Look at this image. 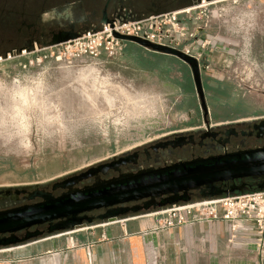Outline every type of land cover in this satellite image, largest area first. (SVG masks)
<instances>
[{
  "label": "rangeland",
  "instance_id": "1",
  "mask_svg": "<svg viewBox=\"0 0 264 264\" xmlns=\"http://www.w3.org/2000/svg\"><path fill=\"white\" fill-rule=\"evenodd\" d=\"M11 1L8 6L15 5L28 17L43 8L44 26L65 27L85 20L91 11L99 13L105 0H50L38 6L29 0ZM129 1L148 9L142 18L149 19L214 0ZM154 5L161 9L149 11ZM261 13L264 0H227L178 16V28L184 25L186 34L198 29L193 38H186V48L199 59L211 125L237 119L242 127L264 119V60L254 56L255 51L264 52V34L256 31V15ZM14 19L0 16L3 49L7 46L0 53V187L50 185L158 141L195 132L202 124L190 70L177 58L131 42L122 43L121 52L109 54L102 45L96 55L90 54L99 38L107 42L108 26L85 31L73 43L28 51L19 37L18 46L11 47L16 42ZM152 29L175 35L170 24ZM209 37L223 50L209 53ZM260 144L251 140L248 146ZM160 154L158 163L189 159L181 151ZM196 201L201 200L194 197L191 202Z\"/></svg>",
  "mask_w": 264,
  "mask_h": 264
},
{
  "label": "water",
  "instance_id": "2",
  "mask_svg": "<svg viewBox=\"0 0 264 264\" xmlns=\"http://www.w3.org/2000/svg\"><path fill=\"white\" fill-rule=\"evenodd\" d=\"M109 2L105 1L98 26L112 27V20L106 13ZM75 25L58 26L56 31L50 32L49 42L30 44L26 49L31 51L40 46H55L79 38L82 32L96 31L89 27H80L75 31ZM113 36L150 51L173 56L187 65L203 113V123L208 126L200 67L193 57L135 37L117 33ZM247 128L249 132L243 133V136L262 138L264 119L248 124ZM184 139V135H178L174 140L158 141L150 148L156 152L168 146L181 147ZM135 158L136 153L125 154L50 185L0 187V251L76 228L93 226L96 222L111 223L192 203L194 197L205 201L264 191V146L196 157L156 168L138 170L131 167L132 172H121L122 167L136 165ZM110 172L116 175L109 177ZM253 180L261 182L253 186L250 183ZM84 182L87 184L80 186ZM57 190L61 192L56 195Z\"/></svg>",
  "mask_w": 264,
  "mask_h": 264
},
{
  "label": "crops",
  "instance_id": "3",
  "mask_svg": "<svg viewBox=\"0 0 264 264\" xmlns=\"http://www.w3.org/2000/svg\"><path fill=\"white\" fill-rule=\"evenodd\" d=\"M260 23H264L263 13L256 15V31L263 35ZM242 39L241 36V42ZM255 52L256 60H264V52L261 55ZM159 212L150 211L111 223L96 222L93 226L2 250L0 264H88L85 245H91V264H254L258 260L253 245L231 250L225 247V222L154 231L162 223ZM152 250L157 253L155 260Z\"/></svg>",
  "mask_w": 264,
  "mask_h": 264
},
{
  "label": "built area",
  "instance_id": "4",
  "mask_svg": "<svg viewBox=\"0 0 264 264\" xmlns=\"http://www.w3.org/2000/svg\"><path fill=\"white\" fill-rule=\"evenodd\" d=\"M203 3L204 2H202V4ZM201 5L157 17L150 16L149 19L141 18L120 21L114 18L112 20V27L105 25L109 27V33L106 36L107 42L102 43L100 42L102 38H99L97 42L94 43L93 47H91L90 54L96 55L98 48L102 45H104L103 48L105 50H108L109 54H112L113 50H115V52H121L123 49L121 46L122 43L127 41L115 38L113 33H117L118 35L135 37L152 44L179 50L182 53L193 57L199 64L198 57L186 48V38H193L198 29H196L194 33L186 34L185 30L187 31V29L184 25L178 28V25L182 24L178 20V16L181 14L187 15L191 11L204 7ZM161 23L166 25L170 24L174 29L175 35L168 37L161 35L159 32L152 29L153 25H161ZM80 39L82 38H77L66 43H73ZM214 39H209V50L211 49L212 52L215 50H223L219 45H216ZM159 213L162 218V223L154 228V231L170 230L176 227L186 228L194 225L200 226L204 223L225 222V247L228 250H231L233 248H242L247 245H253L255 252L258 255V260L254 264H264V191L246 192L244 194H235L211 200L171 206L161 210ZM249 233L250 235L245 237ZM84 249L86 260L88 264H91L93 261L91 245H85ZM151 253L155 260L157 253L155 250H152Z\"/></svg>",
  "mask_w": 264,
  "mask_h": 264
},
{
  "label": "flooded vegetation",
  "instance_id": "5",
  "mask_svg": "<svg viewBox=\"0 0 264 264\" xmlns=\"http://www.w3.org/2000/svg\"><path fill=\"white\" fill-rule=\"evenodd\" d=\"M105 1L102 7L99 9V13L94 10L90 13L85 14V20H82L80 23L76 24L74 30L76 31L80 27H89L95 28L96 31H98L100 26H98L97 23L102 15ZM160 9L161 7L154 5L153 8L149 9V11L155 12ZM42 11L43 10L30 17L25 15L17 17L13 24L14 32L12 34L16 42L11 47L18 46L19 37H23V47H27L28 45L35 43H39V45H41L43 42L47 43L50 41V32L56 31L57 27L44 26L41 23L40 18ZM147 11L148 9L146 10L145 7H142L140 5L134 6V4H132L129 0H110L106 13L108 19L110 20L116 18L120 21H128L141 19L143 15L147 13ZM80 34L82 35L84 33L82 32ZM4 49L6 50L7 46H5ZM4 49L0 34V53H2ZM205 119L206 121H208L207 115ZM203 121L204 117H202V124L199 125L198 129H196L195 132L183 134L185 136V139L181 147L171 148L170 146H168L164 150L158 149V151L155 152L150 148L152 145H154L152 144L145 148L134 150L130 154L136 153L135 159L137 161V164L122 167L121 172H132L133 170L131 167H137L138 170H141L171 164L164 161L162 163H158L161 160L160 151H168V153L181 151L183 154L189 155V159H192L196 157L219 155L223 153H230L234 151L253 149L264 146V136L260 139L243 136V133L249 132V129L247 128L248 124L240 127L238 125L240 121H238L237 119L228 123H218L212 125L209 124L208 121L209 127L204 125ZM190 136H192L191 139L189 138ZM175 138L176 136H172L171 138L162 140L161 142L174 140ZM251 140L254 143L261 142V144L252 147L248 146L249 141ZM189 159H178L177 161ZM112 173L113 172L109 174V177H113L116 175L115 173ZM258 182H261V180L250 181L253 186H255V184Z\"/></svg>",
  "mask_w": 264,
  "mask_h": 264
},
{
  "label": "trees",
  "instance_id": "6",
  "mask_svg": "<svg viewBox=\"0 0 264 264\" xmlns=\"http://www.w3.org/2000/svg\"><path fill=\"white\" fill-rule=\"evenodd\" d=\"M31 2V5L34 6V5H41V4H45V3H48V1L50 0H29ZM80 2H88V3H95L97 2L98 0H79ZM5 2V3H4ZM8 3H12L11 0H4L3 1V4L1 3L0 1V16H8V17H11V18H15L14 20L17 19V17L21 16V15H25L24 12L20 11L17 9V7L15 5V9L11 6H8L7 4ZM43 8L37 10L36 12H40ZM44 10V9H43ZM26 16V15H25Z\"/></svg>",
  "mask_w": 264,
  "mask_h": 264
},
{
  "label": "bare ground",
  "instance_id": "7",
  "mask_svg": "<svg viewBox=\"0 0 264 264\" xmlns=\"http://www.w3.org/2000/svg\"><path fill=\"white\" fill-rule=\"evenodd\" d=\"M220 1H227V0H215V1H213V2H209V3H203L201 6H207V5H213V4H216V3H219ZM46 19V16H43V21ZM70 21H72V20H70ZM226 59V58H225ZM230 60V59H229ZM227 64V63H226ZM229 65V64H228Z\"/></svg>",
  "mask_w": 264,
  "mask_h": 264
}]
</instances>
